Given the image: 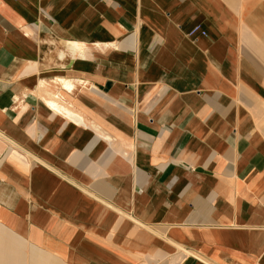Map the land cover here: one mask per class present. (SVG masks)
I'll return each mask as SVG.
<instances>
[{
	"label": "crops",
	"instance_id": "obj_1",
	"mask_svg": "<svg viewBox=\"0 0 264 264\" xmlns=\"http://www.w3.org/2000/svg\"><path fill=\"white\" fill-rule=\"evenodd\" d=\"M0 228V264H264V0H0Z\"/></svg>",
	"mask_w": 264,
	"mask_h": 264
},
{
	"label": "bare ground",
	"instance_id": "obj_2",
	"mask_svg": "<svg viewBox=\"0 0 264 264\" xmlns=\"http://www.w3.org/2000/svg\"><path fill=\"white\" fill-rule=\"evenodd\" d=\"M64 86H65L68 90H70V89L73 88V86L67 85L66 83H64ZM46 105H47L49 108H51V109H53V110H56V111H60V110L62 109V107H61L58 103H56V102H47Z\"/></svg>",
	"mask_w": 264,
	"mask_h": 264
},
{
	"label": "rangeland",
	"instance_id": "obj_3",
	"mask_svg": "<svg viewBox=\"0 0 264 264\" xmlns=\"http://www.w3.org/2000/svg\"><path fill=\"white\" fill-rule=\"evenodd\" d=\"M1 229V228H0ZM26 245V244H25ZM32 248V246L31 245H27V250H26V252L28 253V251L30 250ZM61 262V261H60ZM62 263V262H61ZM63 264V263H62Z\"/></svg>",
	"mask_w": 264,
	"mask_h": 264
}]
</instances>
